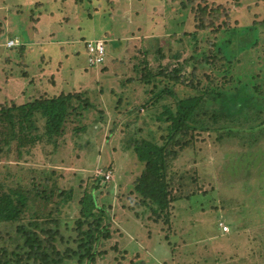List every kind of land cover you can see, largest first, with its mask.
<instances>
[{
	"label": "trees",
	"instance_id": "1",
	"mask_svg": "<svg viewBox=\"0 0 264 264\" xmlns=\"http://www.w3.org/2000/svg\"><path fill=\"white\" fill-rule=\"evenodd\" d=\"M49 1L51 0H37L36 3L29 1L28 12L31 13L32 21L37 22L35 18L41 14L38 9L46 8ZM84 1L86 7H98L99 0H91V4L90 0ZM101 3V6H104V2ZM20 5L19 14H22L25 6L21 3ZM183 7L190 8L197 33L213 38L214 33L219 36L215 37V43L211 44L207 53L188 55L187 52L181 61L177 52L172 54L170 48L162 45L166 41L161 43L159 39H153L144 49L145 58H148L153 50L151 63L143 59L140 63L141 74L131 81L136 88V94L142 95L139 105L143 112L127 115L125 124L133 125L128 138L123 141L129 162L123 172H120V169L117 172L115 168L116 180H109V172L106 176L108 180L101 174L91 183L80 180L78 185H74L72 174L63 182V170L60 167L66 168L71 162V154L76 146L74 139L84 128L74 126L82 119L83 112L89 111L96 104L94 98V103L87 100L90 94L78 95L62 90L59 96L48 98L43 95L40 99L20 104L3 103L0 107V224L23 223L16 227L23 243L11 252L4 247L0 249V260L3 259L1 264H20L22 259H32L33 264H62L64 260H75L77 264H94L97 257L106 255L105 251L100 252L99 249L103 247L104 242L112 239L113 232L119 238L128 236V233H123V230L126 232L124 223L133 224L135 220L142 234L139 243L145 246L141 251L129 252L125 247L121 248L116 240L111 246L116 255L109 264H160L158 260L168 264L169 260L174 258L176 250L182 249L179 252L185 255L184 248L175 246L176 237L170 235L173 229V211L179 212L175 218L178 220L185 211L181 205L188 202L185 207L189 209L191 199L196 195L207 197L212 194L216 198L217 182L210 181L208 177L209 189L202 191L187 188L186 195H177L176 188L183 190L187 185L182 183L181 178H176V172L172 171L169 177V169L179 152L188 146L193 147L201 133L213 134L217 144L224 148L232 149L238 145L243 155L248 151L255 153L257 138H264V88L260 91L261 87L256 86V80L264 82V71L257 72L254 77L251 59L238 58L242 50L251 49L252 46L246 47L248 44L245 43L238 47V51L236 46L232 47V41L235 43L239 31L229 26L230 15L226 9L210 5L206 0H189L182 3L181 8L184 9ZM74 12V16L78 15V10ZM97 16L107 17L102 10ZM86 18L91 16L82 17L83 20ZM263 23L264 21H255L242 29L243 32H239L240 35L238 33L239 39L246 34L252 37L257 26H262ZM181 27L182 23L178 25V28ZM45 32L47 31L44 30ZM173 37L182 43L181 36ZM41 40L27 39L22 45L6 47L7 50L15 48V53L9 54L24 64L21 65L22 71L11 78L29 76L25 71V64H30L28 62L31 47L28 46H31L32 41L38 44ZM193 40L194 35H189L186 48L194 43ZM86 41L87 39L82 37L79 42H83L88 62ZM115 41L117 47H120L121 42L118 39ZM110 51V48L105 50L104 60L98 66L104 63ZM199 58L201 61L198 64L208 68L205 74L207 84L197 81L195 86L193 82H189V76L194 80L197 78L194 71L190 75L181 73L187 66L194 68V59ZM52 59L42 55L44 67H39L43 70L52 68L55 62ZM168 59L177 64L170 71L167 70L168 65H165V60ZM6 61L10 62L9 59ZM239 64L241 67H238ZM13 65L16 64L13 62ZM62 83L63 80L61 85ZM72 86H66L65 90L74 89ZM190 92V95L186 94ZM117 103L120 105V101ZM257 133L261 135L257 136ZM69 142L73 147L69 148ZM100 167L103 172L114 169L104 164ZM77 176L78 174L76 179ZM136 199H140V205L137 207L142 208V212L131 215L132 202ZM124 200L127 203H122ZM213 202L211 198L210 201L204 198L196 202L191 207H195V217L202 216L199 211L206 209V203L211 205L213 210L216 209L218 204ZM68 204L73 207V211L79 213L73 228L69 229L76 233V238L71 239L75 245L72 249L69 247V241L65 242L56 229L63 221L66 213L64 207ZM124 210L126 213H118ZM114 219L118 223L115 228ZM46 220H52L49 224L56 227H38L43 224L40 222ZM64 225L68 228L70 222L65 221ZM37 227L39 231H35ZM247 238L250 236L247 235ZM253 241L255 242L254 238ZM188 248L189 246H186V250ZM148 251L155 259L150 257V260H147ZM193 251L197 249L189 251V255L185 256L186 261ZM187 263L190 264V260Z\"/></svg>",
	"mask_w": 264,
	"mask_h": 264
},
{
	"label": "rangeland",
	"instance_id": "2",
	"mask_svg": "<svg viewBox=\"0 0 264 264\" xmlns=\"http://www.w3.org/2000/svg\"><path fill=\"white\" fill-rule=\"evenodd\" d=\"M29 1L37 2V0H0V107L3 103L20 104L40 99L43 95L48 98L59 96L62 90L78 95L90 94L87 100L93 103L95 100L96 104L89 111L83 112L82 119H79L74 126L84 128L74 139L76 146L71 154V162L66 168L60 167L63 170V182L72 174H74V185H78L80 180L91 183L96 176L101 174L104 175L105 180H108L106 176L109 172L111 173L109 180L114 181L116 180L114 176L116 169L117 172L118 169L123 172L129 162L123 141L128 138L133 125L125 124L127 115L143 112L139 105L142 95L136 94V88L131 81L141 74L140 63L143 59L151 63L153 50L148 58H145L144 49L153 39H159L161 43L166 41L162 45L170 48L172 54L177 52L181 61L187 52L188 55L207 53L219 34L214 33L213 38L195 31V22L190 8H181L182 3H187L189 0H99L98 7L95 5L91 8L85 6L84 0H51L46 3V8L38 9L41 14L34 15L37 22L31 20V13L28 12ZM206 1L210 5L226 9L230 15H228L229 26L236 28L239 32H243L242 29L252 25L255 21H264V0ZM91 2L90 0L89 3ZM101 2H104V6H101ZM20 3L25 6L22 14H19ZM44 10L47 11L44 12ZM75 10H78L76 16H74ZM100 10L107 17L97 16ZM84 16H91V18L83 20ZM180 23L182 27L178 28ZM44 30L47 32L44 33ZM238 33L235 43L232 41V47L236 46V51H238V47L245 43L248 44L246 47L252 46L251 49L242 50L238 58L251 59L253 75L256 77L257 72L264 71V23L262 26H257L252 37L246 34L239 39L240 33L239 35ZM42 35L46 37L45 40L44 36L41 38ZM189 35H194V43L186 48ZM173 36H181L182 43L177 42ZM82 37L87 39L86 42L101 40L106 51L110 48L111 51L107 54L108 56L106 55L102 65L89 66L86 51L82 46L83 42H79ZM102 37L104 39H101ZM27 39L43 40L37 42L38 44L32 41L31 46H28L31 47L30 62H28L30 64H25V71L29 76L19 77V79L11 78L22 71L24 64L9 54L15 53V48L7 50L6 47L22 45V42ZM117 39L121 42L120 47H117L118 44L115 41ZM42 55L53 58L55 62L52 68L42 69L44 67L41 60ZM201 58L194 59V68L187 66L181 73L190 75L194 71L197 78L194 80L189 76V82H193L195 86H197V81L207 84L205 74L208 68L198 64ZM13 62L16 65H13ZM60 62L61 65H59ZM165 63L168 65V71L177 66L172 59L165 60ZM219 65L218 67L221 66ZM238 67L241 65L239 64ZM61 80H63L62 85ZM68 85H73L72 87L75 88L65 90ZM256 86H260L261 91L264 88V82L256 80ZM182 92H180L181 96H183ZM186 94L190 95L191 92ZM171 103L173 104L172 101ZM259 135L261 134L257 136ZM257 139L255 153L248 151L243 155L238 145L232 149L226 147L225 149L217 144L213 134L201 133L193 147L188 146L184 151H180L174 159L169 169V177L172 171L176 172V178H181L182 183L185 182L187 185L183 190L176 188L177 195H186L187 188L202 189V191L209 189L208 177L210 181L216 180L218 192L216 198L212 194L207 197L196 195L191 199L189 209L185 207L189 203L184 202L181 206L185 211L178 220L175 218L179 212L173 211V217H171L173 229L170 235L176 237L175 246L184 248L186 252L184 255L179 252L182 249L176 250L174 258L169 260L168 264H188L189 260L190 264H264V138L258 137ZM68 146L73 147L70 142ZM103 164L106 167L110 165L114 169L103 172L100 167ZM175 187L178 186L175 185ZM204 198L208 201L211 198L212 202L215 201L213 203L218 204V207L213 210V207L206 203L204 213L199 209L202 211H199V214L203 216V218L197 216L201 219L199 221L195 217V207L192 209L191 207ZM122 203L127 202L124 200ZM139 203L140 199L132 202L131 215L142 212V208L137 207ZM72 209L70 204L65 205L66 213L63 221L56 228L64 241H69L71 249L75 247L72 240L76 238V233L69 229L73 228L74 221L79 215L78 211ZM118 213L126 212L124 210ZM65 221L70 222L68 228L64 225ZM50 222L52 220L42 221L40 223L43 224L38 227H44V229L56 227L49 224ZM136 222L135 220L133 224L124 223L126 232L123 230V233H128L126 237L119 238L113 232L112 239L104 242L103 247L99 249L100 252L105 251L106 255H102L101 258L97 257L94 264L111 262L116 255V251L112 252L114 250L111 246L116 240L121 248L125 247L129 252L141 251L145 245L139 243L142 240L139 239L142 234ZM20 223L22 222L0 224L1 250L4 247L11 252L23 243L21 235L16 231ZM117 224L114 219L113 228ZM224 226L226 229L223 228ZM38 227L35 231H39ZM247 235L250 238H247ZM57 241H59L58 238ZM186 246H189V251L197 249L187 261L185 256L189 255V251L186 250ZM147 254L149 257L147 260H150V257L155 259L149 251ZM253 256L256 257L254 263L252 262ZM144 257L148 258L146 255ZM2 262L3 259L0 260V264ZM158 262L164 263L160 260ZM20 264H33V260L22 259ZM62 264H77V262L64 260Z\"/></svg>",
	"mask_w": 264,
	"mask_h": 264
},
{
	"label": "built area",
	"instance_id": "3",
	"mask_svg": "<svg viewBox=\"0 0 264 264\" xmlns=\"http://www.w3.org/2000/svg\"><path fill=\"white\" fill-rule=\"evenodd\" d=\"M87 51L88 63L90 65H98L104 60L105 46L103 42H88ZM223 228L226 229L225 226Z\"/></svg>",
	"mask_w": 264,
	"mask_h": 264
},
{
	"label": "crops",
	"instance_id": "4",
	"mask_svg": "<svg viewBox=\"0 0 264 264\" xmlns=\"http://www.w3.org/2000/svg\"><path fill=\"white\" fill-rule=\"evenodd\" d=\"M97 42H101V40L97 41ZM254 247V246H253ZM256 260V257L253 256V260L252 262L254 263V261ZM264 260V259H263Z\"/></svg>",
	"mask_w": 264,
	"mask_h": 264
},
{
	"label": "clouds",
	"instance_id": "5",
	"mask_svg": "<svg viewBox=\"0 0 264 264\" xmlns=\"http://www.w3.org/2000/svg\"><path fill=\"white\" fill-rule=\"evenodd\" d=\"M105 57V56H104Z\"/></svg>",
	"mask_w": 264,
	"mask_h": 264
}]
</instances>
